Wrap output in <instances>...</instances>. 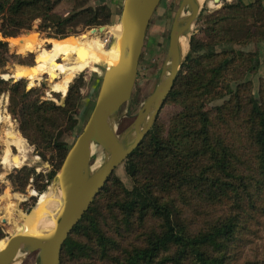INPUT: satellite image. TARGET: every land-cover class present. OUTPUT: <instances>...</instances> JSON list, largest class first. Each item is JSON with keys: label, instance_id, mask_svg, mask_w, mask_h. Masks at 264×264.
<instances>
[{"label": "trees", "instance_id": "obj_1", "mask_svg": "<svg viewBox=\"0 0 264 264\" xmlns=\"http://www.w3.org/2000/svg\"><path fill=\"white\" fill-rule=\"evenodd\" d=\"M59 1L0 0V74L9 55L7 41L30 30L37 17L42 30L58 39L77 32V25L110 24L104 3L78 0L62 16L53 11ZM196 23L199 29L165 100L180 110L170 116L165 134L163 124L155 122L122 162L130 188L113 173L108 177L64 240L59 264L248 262L240 257L242 247L254 226L264 222V81L259 79L255 96L251 80L264 57L260 61L257 50L219 45L264 43V3L232 0L203 8ZM81 83L78 76L61 105L40 102L37 89L27 88L23 78L12 82L0 76V94L9 92L21 135L37 154L50 153V172L21 166L8 175L21 190L32 178L33 189L44 192L59 170L72 144L63 137L79 128ZM8 112L17 126L14 110ZM21 203L17 208L24 219L36 199L26 212Z\"/></svg>", "mask_w": 264, "mask_h": 264}, {"label": "water", "instance_id": "obj_2", "mask_svg": "<svg viewBox=\"0 0 264 264\" xmlns=\"http://www.w3.org/2000/svg\"><path fill=\"white\" fill-rule=\"evenodd\" d=\"M159 3L160 0L123 1L118 20L121 31L115 44L118 49L116 59L104 68L94 105L55 174L61 199L55 205L53 225L9 233L7 244L0 250V264H13L31 253H36L37 264H59L62 244L73 226L114 169L145 139L153 126L188 54L191 35L198 30L195 21L201 7L198 0H180L154 89L145 97L132 121L119 129V108L130 100L146 30ZM181 38L186 43L185 50ZM8 71L10 75V67ZM1 77L7 79L10 76ZM10 78L13 82L18 80ZM94 145L102 148L103 159L91 169Z\"/></svg>", "mask_w": 264, "mask_h": 264}, {"label": "rangeland", "instance_id": "obj_3", "mask_svg": "<svg viewBox=\"0 0 264 264\" xmlns=\"http://www.w3.org/2000/svg\"><path fill=\"white\" fill-rule=\"evenodd\" d=\"M232 0H218L217 2L213 0H203L201 3L200 11L203 8L215 9L220 7L224 2H230ZM180 0H160L157 8L155 9L151 19L149 21L146 35L144 39V45L142 52L139 58L138 63V73L136 75L135 81L131 88L130 100L122 104L119 108V129H123L127 126L133 119L136 111L141 106L143 100L148 96L154 89V86L157 82V79L160 75V70L165 58L167 46H168V36L171 27V22L174 17L175 11L178 7ZM88 5H95L97 0H88L86 2ZM101 3V2H100ZM264 3V0H263ZM200 13V12H199ZM43 20L40 17H37L32 24L30 30L23 31L22 33L16 35L15 37L10 38L8 41V58L4 63L3 71L4 73L0 74L3 77H13L14 80L23 78L25 81L26 87L36 88L35 95H38L39 101L51 100L56 104H64V100L69 88V85L74 82L78 76H82V83L79 88V106L77 117V132L72 135H65L63 138L67 142L74 141L77 134L80 132L82 126L84 125L93 105L95 98L99 89V84L101 81L102 73L106 67L105 61L108 52V47H111L115 43V39L112 38L115 24H106L101 26H92V27H81V25L76 26L75 33H69L66 37H75L81 41L88 40V36L91 33H96L99 35V41L101 42V48L98 53H94L92 62L90 66L82 71L76 73L68 86L65 89L59 87L61 74H56L46 71L39 70L37 74L41 76L40 79L31 78L27 74L26 68L19 67H31L35 63V53L36 49L23 50L26 53L19 50L18 44L12 41L14 38L25 35L27 33H36L38 38L42 39L41 46L44 49H50L53 45V40H60L57 37L48 36L47 31L42 30ZM195 25L198 24L195 21ZM95 27L94 29H92ZM199 29V26H198ZM1 34V33H0ZM234 47L235 49H242L245 51L257 50L260 61L264 57V43L259 42L248 43L246 45H237L223 43L219 47L227 46ZM82 52L80 51H65L56 55L55 62L61 64L67 60H73L78 56H81ZM33 63V64H32ZM56 64V63H54ZM36 66V63H35ZM34 66V67H35ZM10 67V75L8 68ZM33 67V68H34ZM21 69L23 72L18 74V70ZM32 69V68H31ZM8 77V78H10ZM7 78V79H8ZM259 79L264 81V63L261 62L257 72L252 74L251 80L253 83L252 92L254 95H257ZM13 82V81H12ZM6 105V106H5ZM8 107L14 110V114L17 117V126L16 119L12 118L8 112ZM7 108V109H6ZM5 110L11 118L12 123L14 124L17 132L21 135L19 130L20 118L15 107L9 103V92L4 91L0 94V114L4 116ZM180 110V107L177 104L164 102L161 106L155 122H160L163 124V133L165 134L168 126L169 118L172 114ZM2 112V113H1ZM154 122V123H155ZM7 125L4 121L0 122V238L6 237L9 233H13L14 230L23 223L24 219L21 217L20 212L18 211V203L22 211L26 212V209L29 207L32 202V197H35L36 202L39 195L36 190L33 189L34 179L30 178L25 187L21 190L17 184H13L8 175L13 173L15 169L20 168L21 166H26L33 168L35 173L46 174L51 171L52 165L50 164V153L42 151L43 154H37V151L34 145L29 144L28 141L24 138V142L28 148V158L27 163L21 164L19 166H9L5 167V164L2 161V153L4 149V132ZM95 153L92 155V164L91 169H94L96 166V158L98 162L103 159V151L99 145H94ZM12 155L16 152V148L12 147ZM42 159L46 160L43 161ZM113 174L116 175L124 184L125 187H131V179L126 175L122 163L117 166ZM40 181V180H39ZM51 186H56L55 184V175L50 181L49 185L46 187L44 192H48ZM8 190V191H7ZM16 192V193H15ZM18 192V193H17ZM10 193V194H9ZM18 195V197L16 196ZM18 199H17V198ZM17 202V203H16ZM36 204V203H35ZM33 208V207H32ZM32 208L30 210H32ZM29 210V211H30ZM23 219V220H22ZM5 224H1V223ZM256 232L254 234H248L249 240L242 247L240 257L242 259H247L246 264H264V222L259 223L258 226H254ZM2 238V239H3ZM127 239L135 240V237L129 236ZM241 263V261H240ZM13 264H37L36 253H31L25 256L24 258L17 259Z\"/></svg>", "mask_w": 264, "mask_h": 264}, {"label": "bare ground", "instance_id": "obj_4", "mask_svg": "<svg viewBox=\"0 0 264 264\" xmlns=\"http://www.w3.org/2000/svg\"><path fill=\"white\" fill-rule=\"evenodd\" d=\"M202 3L203 0H198ZM121 31L120 23H115L113 37L115 43L113 46L108 47V52L106 56L105 64L106 66L113 64L116 59L118 49L117 40L119 39ZM12 38V37H11ZM88 40L81 41L75 37H66L60 40H53V45L50 49H44L41 46L42 39L38 38L36 33H27L25 35L14 38L12 41L18 44L19 50H30L36 49L35 53V63L36 66L32 69L27 70V74L34 79H40L41 76L37 74V71L43 70L47 73H58L61 74L59 87L65 89L73 76L86 69L90 66L94 53H98L101 48V42L99 41V35L96 33H91L88 36ZM181 44L183 49H186V43L184 39L181 38ZM65 51H80L81 56L76 57L73 60H67L61 64H54L53 59L56 55ZM18 74L23 72L21 69H17ZM124 95V92H123ZM6 106V105H5ZM7 109V108H6ZM2 113V112H1ZM2 116L0 114V122L4 121L7 125L4 132V149L2 153V161L5 167L9 166H19L21 164L27 163L28 158V148L22 138L17 132L14 124L9 118L8 113L5 110V114ZM16 148V152L12 155L11 148ZM92 155L95 153L94 148H91ZM101 162V161H100ZM98 159L96 158V165H98ZM8 191V190H7ZM16 193V192H15ZM18 193V192H17ZM10 194V193H9ZM18 197V195L16 194ZM16 197V198H17ZM18 199V198H17ZM61 199V193L56 186H51L48 192H42L36 204L33 206L24 218L22 224H20L14 232L18 230L31 231L44 229L46 227L53 225L55 205ZM17 203V202H16ZM8 242L7 236L0 240V250L5 247Z\"/></svg>", "mask_w": 264, "mask_h": 264}, {"label": "crops", "instance_id": "obj_5", "mask_svg": "<svg viewBox=\"0 0 264 264\" xmlns=\"http://www.w3.org/2000/svg\"><path fill=\"white\" fill-rule=\"evenodd\" d=\"M124 0H97V3H104L110 10V23H118L122 4ZM78 0H60L54 7L53 11L58 15H67L71 12L74 5L78 4Z\"/></svg>", "mask_w": 264, "mask_h": 264}]
</instances>
